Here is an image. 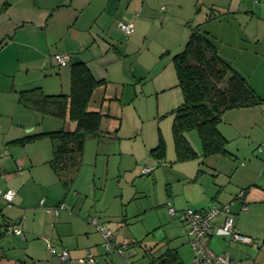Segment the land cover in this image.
<instances>
[{
    "label": "crops",
    "instance_id": "crops-1",
    "mask_svg": "<svg viewBox=\"0 0 264 264\" xmlns=\"http://www.w3.org/2000/svg\"><path fill=\"white\" fill-rule=\"evenodd\" d=\"M164 6H168L172 13L184 15L183 20L203 18L196 25L220 26V36L224 32L223 42L235 45L245 56V64L238 65L231 59L230 51L224 54L216 35L206 31L215 40L220 54L248 78L264 99V20L249 25L250 15L246 14L251 13V18L263 16L264 0H0V98L15 97L19 111V120L12 115L8 122L9 117L0 113V189L17 192L13 203L0 194V264H121L117 256L111 254L113 251L105 247V237L91 216L78 207L82 198L80 193H72L75 175L80 168L67 186L50 163L54 150L49 137L26 145L11 142L59 129L64 124L53 119L47 128L38 129L50 114L23 106L19 101L22 90L36 87H42L46 93L57 94L52 91L55 85L48 87L42 77L45 73L51 74L48 64L58 65L61 77L71 75V84L72 64L79 61L86 62L96 78H106L98 75L97 66L99 70L101 68L98 56L106 54L108 57L113 50L121 56L126 55L131 43H135L132 41H137V35L131 36L139 28L146 30L155 19L153 13ZM219 18L223 20L216 22ZM119 21L134 22L136 31L130 36L125 34L119 27ZM245 24H248L247 28ZM123 36L132 40L130 38L124 43L121 41ZM101 40L103 42L99 43ZM96 45L97 48L94 47ZM225 45H222L224 49ZM62 53L69 54L71 60L59 63L57 56ZM68 63L71 64L69 67ZM106 99L103 97L101 106L105 105ZM92 102L91 110L103 112L94 108ZM104 113L109 115L105 116L102 125L110 124L108 118L111 113ZM72 123L76 127L75 122L68 124ZM13 127L20 130L12 131ZM220 129L229 140L228 155L219 153L203 157L201 137L199 133V139L190 134L193 130L186 132L197 153L190 159H178L174 133L175 157L169 156L170 142L162 131L158 132L156 141L146 140L149 158L153 161H144V165L155 167L147 174L154 176L153 182L161 178L166 186L165 193L157 195L154 206L166 210L171 218L162 225L166 227L168 241L145 250L144 257L150 258V264L168 250L177 252L180 257L178 264H193L189 224L180 216L173 215L170 207L185 212L190 209L207 210L215 205H229V211L221 210L214 218L209 236L213 251L228 253L232 258L230 264H264V151L259 150L264 143V102L226 111ZM162 142L165 144L164 156L153 152ZM134 156L140 157L136 153ZM138 172L136 170L135 174ZM242 191L244 195L241 197ZM61 204L65 207L58 215L48 211V208ZM246 205L247 210L244 209ZM229 214L236 217L238 229L253 238L252 243L233 241L221 232ZM10 226L20 227L23 233L10 232ZM108 228L116 230L113 238L116 244H128L130 248L137 243L134 241L136 236L129 237L130 231H126V235L118 234L121 226L115 229L108 225ZM65 249L71 255L68 261L62 258ZM88 251L95 255L94 258L80 262L79 259L86 257ZM123 257L126 264H130L131 256Z\"/></svg>",
    "mask_w": 264,
    "mask_h": 264
},
{
    "label": "rangeland",
    "instance_id": "rangeland-1",
    "mask_svg": "<svg viewBox=\"0 0 264 264\" xmlns=\"http://www.w3.org/2000/svg\"><path fill=\"white\" fill-rule=\"evenodd\" d=\"M246 14L250 15L249 25L264 20V15L251 18V13ZM152 17L155 19L148 24L146 30L139 28L131 36L133 38L137 35V41H132L135 43H131L129 54L121 56L113 50L108 57L106 54L98 56L101 67L99 70L97 66L98 75L106 77L108 83L98 89L92 106L103 112H110L112 116L108 120L111 123L102 125L103 135L87 139L83 161L72 186V193H80L82 196L78 207L87 216H91V220L96 218L100 223L115 229L121 226L118 234L126 235V231H130L129 237H137V240L134 239L137 243L127 250V253L133 254L130 264H150V258L144 257L145 250L157 243L168 241L166 227L162 225L171 218L166 210L154 206L157 195L159 197L165 193V182L163 184L161 178L153 182L152 174H141L144 173L142 168H155L144 165V161H153L149 158L147 141H156L158 132L160 134L162 131L170 142L169 156L175 157L172 130L174 115L171 112L183 102L184 95L178 86L174 56L184 48L190 35V27L203 20H183L184 15L172 13L168 6L160 7ZM223 18L214 20L220 22ZM187 21H190L189 24ZM248 24H245L246 28ZM201 27L216 35L217 43L224 54L230 51L229 57L238 65L246 63L245 56L241 55L235 45L223 42L224 32L220 36V26L210 28L204 23ZM130 38L123 36L121 41L127 43ZM242 41L244 42L243 39ZM102 42L101 40L99 43ZM223 43H226L225 49ZM94 47L97 48V45ZM48 65L51 74L45 73L42 76L44 81L46 79L47 86L55 85L56 88L52 90L55 93L71 92V75L61 77L58 65ZM66 65L69 67L71 64ZM105 96V105L101 106ZM16 104L15 97L0 98V113L9 117L7 122L12 115H16L19 120ZM53 119L60 120L68 128H75L73 123L66 124L64 120L53 115H46L38 129L47 128ZM18 130V127L12 128V131ZM192 132L190 134L199 139L198 132ZM135 153L140 157L134 156ZM136 170L139 171L138 174H135ZM144 189L146 192H143ZM145 209L148 211L145 212ZM111 254L116 255L121 264H126V259L120 253L114 251Z\"/></svg>",
    "mask_w": 264,
    "mask_h": 264
},
{
    "label": "trees",
    "instance_id": "trees-1",
    "mask_svg": "<svg viewBox=\"0 0 264 264\" xmlns=\"http://www.w3.org/2000/svg\"><path fill=\"white\" fill-rule=\"evenodd\" d=\"M190 28L191 34L184 48L174 56L178 86L184 95L183 102L171 112L174 115L173 133L178 159L197 156L186 137V132L190 130H197L201 137L203 157L219 153L228 155L229 140L220 129L224 113L234 108L262 104L264 99L248 78L220 54L208 31L203 30L201 25ZM107 83V78H96L88 64L79 61L72 64L70 93L49 94L42 87L22 90L19 101L23 106L54 115L66 124L75 122L76 127L71 129L63 125L59 129L31 134L11 143L26 145L49 137L54 150L50 163L60 179L69 186L83 161L87 139L103 135L102 122L109 114L91 110L90 104L96 90ZM153 152L164 156L165 144L162 142ZM179 259L175 250H168L165 255L153 259L152 264H178Z\"/></svg>",
    "mask_w": 264,
    "mask_h": 264
},
{
    "label": "built area",
    "instance_id": "built-area-1",
    "mask_svg": "<svg viewBox=\"0 0 264 264\" xmlns=\"http://www.w3.org/2000/svg\"><path fill=\"white\" fill-rule=\"evenodd\" d=\"M119 27L126 33L131 34L135 31V24L133 22L120 21ZM59 63H65L71 60V56L66 53L59 54L57 56ZM261 152L264 151V143L259 147ZM152 168L145 167L143 172L145 174L150 173ZM16 191L13 189H9L7 191H3L0 189V194H2L5 199L9 203H13L16 196ZM244 195V191L240 193L242 197ZM45 200H43L44 202ZM65 207L64 204H61L57 207H50L48 211L54 212L56 215L60 213V210ZM245 210L248 209L246 205L244 207ZM221 210H228L229 205L223 206H213L207 210H187L185 212L177 211L173 206L170 207V212L173 215L180 216L182 219L186 220L189 224L188 235L190 237L191 245L194 250V259L193 264H230L231 256L228 253L217 254L213 251L209 244V236L212 234V228L214 224V218L220 213ZM94 225L102 231L105 237V247L110 252H118L123 256H131V253H127L129 249L128 244H116L113 238L116 236V232L110 228H108L105 224L100 223L98 219L92 220ZM9 231L13 233L22 234V229L16 226H10ZM221 232L230 236L233 241H240L245 243H252L253 238L243 234L237 227V219L234 215H227L222 227ZM51 249L54 250V247L50 244ZM94 254L91 251H88L86 257H82L79 259L80 262L84 263L89 259L94 258ZM62 258L66 261L71 259V255L68 249H65L62 252Z\"/></svg>",
    "mask_w": 264,
    "mask_h": 264
}]
</instances>
